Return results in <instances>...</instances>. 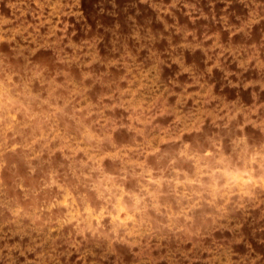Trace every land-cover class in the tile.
Masks as SVG:
<instances>
[{
  "label": "rangeland",
  "instance_id": "1",
  "mask_svg": "<svg viewBox=\"0 0 264 264\" xmlns=\"http://www.w3.org/2000/svg\"><path fill=\"white\" fill-rule=\"evenodd\" d=\"M0 97V264H264V0H0Z\"/></svg>",
  "mask_w": 264,
  "mask_h": 264
},
{
  "label": "clouds",
  "instance_id": "2",
  "mask_svg": "<svg viewBox=\"0 0 264 264\" xmlns=\"http://www.w3.org/2000/svg\"><path fill=\"white\" fill-rule=\"evenodd\" d=\"M2 101H3V98L0 97V108H3V106H4ZM7 103H8L9 105H11V104H12L11 99H9V100L7 101ZM11 119H13V120L16 119L15 114H12V115H11ZM183 135H185V134H182V136H183ZM190 147H191L190 144H187V143L185 144V149H188V148H190ZM79 151L83 152L84 149L81 148ZM153 154H154V153H153ZM212 155H213V154H212V152H210V151H208V152H204V153L202 154V157H200V159H201V160H204V159H206V158H208V157H211ZM179 156H180L181 158H187V159H192V160H195V159H196L195 156H191V155H189V154L187 153V151H181V152L179 153ZM89 159H92V158L89 157ZM103 159H106V157H104ZM198 163H199V161H198ZM217 164H221V161H220V160H217ZM207 168H208V165H207L206 163L203 164V165H201V171H206ZM218 171H219L220 173L224 174L226 177L229 175L228 172H227L226 167H224V166H221V167L218 169ZM148 176L151 177V176H152V173L149 172V173H148ZM233 178H234V177H233ZM113 179H115L114 176L110 178V181H109V182L111 183V180H113ZM148 182H149V183H155L156 181H154V180H152V179H149ZM249 182H250V181H249ZM114 187H118V186H114ZM105 191L109 193L108 199H111L112 196L114 195L113 189L106 187V188H105ZM115 198H116V200H117L118 203H120V202L123 200V196H116ZM123 209H124V208H123ZM123 212H124V211H123ZM123 212H121V213H123Z\"/></svg>",
  "mask_w": 264,
  "mask_h": 264
}]
</instances>
